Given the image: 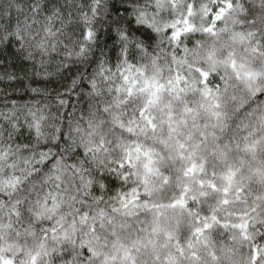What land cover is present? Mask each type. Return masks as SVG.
<instances>
[{
	"label": "clouds",
	"instance_id": "obj_1",
	"mask_svg": "<svg viewBox=\"0 0 264 264\" xmlns=\"http://www.w3.org/2000/svg\"><path fill=\"white\" fill-rule=\"evenodd\" d=\"M0 264H264V0H0Z\"/></svg>",
	"mask_w": 264,
	"mask_h": 264
}]
</instances>
